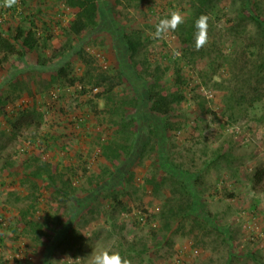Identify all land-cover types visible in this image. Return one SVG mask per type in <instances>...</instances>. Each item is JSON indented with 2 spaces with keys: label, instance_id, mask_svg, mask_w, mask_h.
Segmentation results:
<instances>
[{
  "label": "rangeland",
  "instance_id": "obj_1",
  "mask_svg": "<svg viewBox=\"0 0 264 264\" xmlns=\"http://www.w3.org/2000/svg\"><path fill=\"white\" fill-rule=\"evenodd\" d=\"M97 1L101 21L82 36L67 29L66 0L0 6V28L39 31L37 51L0 66V264H89L104 248L131 264H264V36L244 12L264 21V0ZM199 6L208 43L196 50ZM175 9L185 22L153 39ZM122 33L139 42L135 53ZM39 54L53 58L46 68ZM66 64L74 85L58 75ZM156 64L167 87L180 69L185 95L163 118L149 112L138 76ZM101 75L112 82L96 86ZM123 124L134 154L113 161ZM41 161L57 166V188L63 179L80 199L94 193L66 239L50 228L77 204L36 183Z\"/></svg>",
  "mask_w": 264,
  "mask_h": 264
},
{
  "label": "trees",
  "instance_id": "obj_2",
  "mask_svg": "<svg viewBox=\"0 0 264 264\" xmlns=\"http://www.w3.org/2000/svg\"><path fill=\"white\" fill-rule=\"evenodd\" d=\"M204 3L205 2H202V5ZM66 4L73 10V18L67 24V29L70 34H73L75 36H82L89 30H92L99 25L103 16L99 1L66 0ZM251 11L252 9L249 7L244 9L246 16L254 20V22L257 24L258 30L264 36V21L259 18L258 15L253 14V12ZM203 12V6H199L198 14L200 13L201 15L203 14ZM195 18H197V16ZM38 35L39 31L36 30V28L33 26H19L15 30H11L10 28H0V66H4V63H7L9 61L10 56H14L18 59L29 58L33 52L37 51L39 45ZM188 35L189 32L187 31L186 36ZM189 36H181L182 42L184 44H187ZM121 40L123 45L129 52L135 53L138 50L139 42L133 39L130 35L122 33ZM129 58L132 59L130 55ZM52 60L53 58H48L44 55L41 56L39 54L37 55L36 63L38 64L37 66L39 68H46ZM67 65L69 64L58 68V75L67 77V81L69 82V84L74 85L76 84L77 79L74 77H69V69ZM166 69L167 67L164 70ZM159 70L160 67L157 65L154 70L145 69L143 71L144 74L141 72L140 74H138V76H140L141 80L145 81V96L149 112L159 118H163L170 113L175 103H180L185 99V95L182 92L181 84L183 80L181 77L180 69H176V76L174 77L173 87H167L166 85L161 84V80L163 77L162 74H159ZM121 72L122 71H120V73ZM107 80L112 82V78L110 76L101 75L100 79L95 84L99 87L103 84L102 82ZM114 86V84H110L109 90H111ZM127 128L128 124H123L122 128L119 130L120 133H125V136L123 137L125 143L117 146V148L115 149V153H113V155L115 156L113 161H115V159L117 158H120V156L130 158L131 155L134 154L135 143L133 146V143L131 141L132 131L127 130ZM128 141H130L131 143H128ZM104 153H106L105 150ZM106 155L109 156L107 153ZM55 170H57V166L51 165V163L46 161H41V163L37 165L34 170H32L31 174L34 177L35 181L43 180V183H45L47 186H54V192L57 195H63L65 197V201L67 200L71 201L73 204H77V208L73 210L72 213H70L71 215L66 221H62V219L59 218L58 222L53 223V226L50 228V230L54 232L55 236H59L60 234L64 236V239H66L73 227L71 226L73 223L72 219L70 218L74 214V211V215H76L78 213L77 209L82 208V206L85 204L92 203L91 200H93L94 193L91 196L86 195L85 199H80L77 194H74L73 191H70L69 188H67L68 184H66L63 179L61 181L62 187L57 188V175H54ZM68 181H71V179H69ZM116 184L117 186L120 185L119 183ZM100 186L103 189H110L111 187V185L108 186L107 183L103 181L99 183V187ZM94 192H97V189H95ZM50 196H53V194H51ZM25 212L28 211L23 212L22 210V217H25L27 215L25 214ZM0 219V222L3 223L4 219L1 217ZM23 220V223H25L26 225H34L39 232H42L41 230L44 229V224L38 223L33 219Z\"/></svg>",
  "mask_w": 264,
  "mask_h": 264
},
{
  "label": "clouds",
  "instance_id": "obj_3",
  "mask_svg": "<svg viewBox=\"0 0 264 264\" xmlns=\"http://www.w3.org/2000/svg\"><path fill=\"white\" fill-rule=\"evenodd\" d=\"M17 4L18 0H3V5L0 6L11 8ZM208 21L209 17L204 14L194 21V46L196 50H200L208 43ZM184 22L185 17L179 9L169 10L165 16L158 18L155 22L154 32L151 33L152 38L157 40L164 39L171 32H175ZM179 55L178 51L173 52L174 57ZM88 259L89 264H131V261L121 256L118 251H111L107 248L93 250ZM79 260V258L73 260L71 257H67L61 261L66 262V264H78Z\"/></svg>",
  "mask_w": 264,
  "mask_h": 264
},
{
  "label": "crops",
  "instance_id": "obj_4",
  "mask_svg": "<svg viewBox=\"0 0 264 264\" xmlns=\"http://www.w3.org/2000/svg\"><path fill=\"white\" fill-rule=\"evenodd\" d=\"M52 1H54V2H55V0H52Z\"/></svg>",
  "mask_w": 264,
  "mask_h": 264
},
{
  "label": "built area",
  "instance_id": "obj_5",
  "mask_svg": "<svg viewBox=\"0 0 264 264\" xmlns=\"http://www.w3.org/2000/svg\"><path fill=\"white\" fill-rule=\"evenodd\" d=\"M1 220V219H0ZM4 223V222H3Z\"/></svg>",
  "mask_w": 264,
  "mask_h": 264
}]
</instances>
